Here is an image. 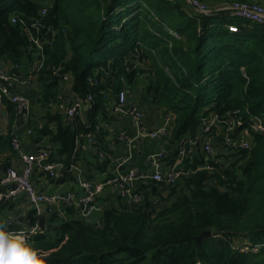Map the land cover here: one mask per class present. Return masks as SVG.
I'll use <instances>...</instances> for the list:
<instances>
[{"label": "trees", "instance_id": "obj_1", "mask_svg": "<svg viewBox=\"0 0 264 264\" xmlns=\"http://www.w3.org/2000/svg\"><path fill=\"white\" fill-rule=\"evenodd\" d=\"M199 1L213 11L201 12L188 0H0V61L19 63L23 71L43 62L35 70L43 107L57 98L63 72L72 73L78 97L93 96L73 119L47 110L37 133L54 144L51 159L69 166L80 139L83 174L92 179L106 170L107 127L83 165L84 135L99 121L111 122L110 98L122 89L140 92L143 102L172 115L168 163L178 158L182 138L206 134L214 115L243 120L235 133L248 126L253 137L251 148L236 149L220 143L223 134L216 136L217 157L236 156L228 164L207 158L200 141L194 156L183 159L188 173L175 183L137 182L141 202L116 194L118 204H105L99 221L80 219L73 207L65 219L52 215L44 231L29 238L48 250L49 264H264V248H233L237 236L264 242V132L251 127L254 116L264 125V24L217 9L226 1L264 0ZM43 7L48 11L40 17ZM33 18H42L43 49L25 29ZM6 102L14 112L15 104ZM12 147L10 137L0 150ZM207 163L214 168L198 169ZM10 207L0 201V211ZM26 218L31 225L38 221L34 209ZM209 229L214 236L196 239Z\"/></svg>", "mask_w": 264, "mask_h": 264}, {"label": "built area", "instance_id": "obj_2", "mask_svg": "<svg viewBox=\"0 0 264 264\" xmlns=\"http://www.w3.org/2000/svg\"><path fill=\"white\" fill-rule=\"evenodd\" d=\"M188 2L197 8V10L209 14L213 11L209 5L200 2L199 0H188ZM224 10L234 17L246 18L258 23L264 24V2H248V1H226L217 8ZM48 8L43 7L41 16L47 14ZM16 21V17H13ZM42 18H33L31 27L26 26V32L30 40L35 43L37 48L43 49L44 41L40 38L42 28ZM36 28L37 35L35 36L31 28ZM234 29H237L234 27ZM51 43V41H50ZM43 60V59H42ZM42 61H35L28 71L21 70L19 63L0 61V101L7 97L15 104V110L18 120H22L29 125L26 130L27 133L32 135L37 133L38 130L46 126V119H35L33 121V101L32 99L21 92L22 88L33 87L38 85L37 75L35 70L42 67ZM62 69L61 66L55 67V73H59ZM73 75L71 72H63L61 74L60 92L56 99L50 100L46 107L51 113H59L68 119H73L84 107H90L93 100L92 94L86 98H80L72 89ZM129 91L122 89L116 95V102L114 105V112L119 115L131 113L134 116L140 134L148 135L152 138H160L168 136L171 129V117L168 116L164 123L155 128L148 129L142 123L146 116L143 108L137 104L128 103ZM76 97V98H75ZM33 121V122H32ZM1 122V116H0ZM106 125V122L99 121L95 124L94 128L86 133V143L92 145L96 142L98 132L101 127ZM237 125H244L243 120L221 119L218 116H212L204 128L205 135L199 134L196 137H184L180 140V149L178 158L173 163H166L164 152L153 154L150 158L153 164L152 171H143L137 166H132L126 171L117 170L110 174L103 181L97 179H89L83 174V170L77 160V153L80 149L81 141L77 140L74 153L72 154L73 161L69 166L64 161L51 159V153L54 148L47 137L37 144L36 149L33 151H25L22 148V142L18 135L14 134L12 138L13 149L17 152L13 156L11 152L0 153V167L5 166V176L1 179V183L10 184L6 190L0 191V201L12 202L16 198L22 196L31 205V209L35 210V215L38 218L36 224H29L25 228H14V224L19 223V217L11 216L7 218V223L10 230L23 233L28 239L35 233L44 231L40 225V218L43 216L46 220V227L48 219L52 215L58 216L60 219L67 218L66 213L69 207L76 210V214L80 219L87 221H99L97 212L102 211L99 206L100 192L105 185H113L119 194L127 198L130 204H138L144 197V193L138 189V183H148L150 180L175 183L182 175L188 173V169L182 166L183 159L186 155L193 157L194 151L200 146L207 154V158L212 156L215 162L224 164V159L217 157L218 146L216 143V136L223 134L221 144L236 149L251 148L253 145V137L251 136L250 128L245 126L241 132L235 133ZM215 127V134L211 132ZM251 127L256 132H264V125L259 117L252 118ZM225 129V131H223ZM3 138L2 125L0 123V143ZM76 159V160H75ZM131 157H124L122 163L129 162ZM212 169L214 166L211 164H203L198 169ZM67 171H73L80 191L76 189H65L63 191H46L40 189L35 181L33 175L36 172H42L53 180H60ZM233 248L243 253H258L264 248V242L252 243L245 237L237 236L233 241Z\"/></svg>", "mask_w": 264, "mask_h": 264}, {"label": "crops", "instance_id": "obj_3", "mask_svg": "<svg viewBox=\"0 0 264 264\" xmlns=\"http://www.w3.org/2000/svg\"><path fill=\"white\" fill-rule=\"evenodd\" d=\"M30 65L31 64H26L24 65V67L27 69L30 67ZM21 92L28 95L33 101V121L38 118L45 119L48 111L46 107H43V105L38 100L40 98L39 88L37 89V86L36 88L25 87L21 89ZM7 99V97H4L3 100L0 101V123L2 125L3 133V138L0 146L10 137L12 139L14 134H16L19 136L22 142V148L25 151L35 150L37 144H39L43 138H40L38 136V133H34L32 135L27 133L26 128L31 124H27L24 121L17 119L16 110H14V112L10 111L9 106L6 102ZM115 102L116 97L115 95H112L109 102L112 120L111 122L106 120L107 122L105 125L108 131L105 135V139L107 148L109 149V164L106 170L96 171L94 179H97L98 181H103L114 171H126L132 166H137L143 171H152L153 164L150 161V157L155 153L164 152L166 158V155L168 156L173 149V144L170 142L169 136L152 138L148 135L140 134L135 123L134 116L131 113L119 115L114 112ZM128 103L137 104L139 107L145 110L146 116L142 120V123L148 129H155L161 126L168 116H170L172 120V115L166 114L163 108L155 105H149L143 102L140 92L137 93L129 91ZM50 126L54 127L55 124L51 123ZM83 142L84 147H87V149L81 152L80 162L84 165L86 159L88 160L92 158L91 155L97 153V149L94 146L88 145L86 141ZM5 151L11 152L12 154H14L13 156L17 155V152L13 149V147L6 148L2 151L0 150V153ZM98 154L100 156H104V153L101 150L100 152H98ZM126 156L131 157L130 161L127 163H122L124 157ZM33 178L37 186L40 189L46 191H63L68 188L80 191V187L74 173L64 181H55L42 172H36L33 175ZM116 194H119V192L113 185H105L100 192V196L98 199L99 206L103 208L104 205L109 202H115L116 204H118ZM30 209L31 205L26 201L24 197L20 196L12 201V207L4 211H0V219L7 220V218L11 216L17 218L19 217L20 222L14 224V228H25L29 225L26 217ZM97 215V218H100L102 215V211H98ZM66 216H69L68 212L66 213Z\"/></svg>", "mask_w": 264, "mask_h": 264}, {"label": "clouds", "instance_id": "obj_4", "mask_svg": "<svg viewBox=\"0 0 264 264\" xmlns=\"http://www.w3.org/2000/svg\"><path fill=\"white\" fill-rule=\"evenodd\" d=\"M48 257L47 249L10 230L7 221L0 219V264H49Z\"/></svg>", "mask_w": 264, "mask_h": 264}, {"label": "water", "instance_id": "obj_5", "mask_svg": "<svg viewBox=\"0 0 264 264\" xmlns=\"http://www.w3.org/2000/svg\"><path fill=\"white\" fill-rule=\"evenodd\" d=\"M4 171H5V166H1L0 167V181L5 176V172ZM10 186H11L10 184H3V183L0 182V191L6 190ZM40 225L42 226L43 229L46 228V220H45V218L43 216L40 218ZM210 236H213V231L209 229V230H206V231L202 232L199 236L196 237V239L198 241H200L202 238L210 237Z\"/></svg>", "mask_w": 264, "mask_h": 264}, {"label": "rangeland", "instance_id": "obj_6", "mask_svg": "<svg viewBox=\"0 0 264 264\" xmlns=\"http://www.w3.org/2000/svg\"><path fill=\"white\" fill-rule=\"evenodd\" d=\"M35 62V61H34ZM143 89V86H142ZM48 105V104H47ZM236 158V156L233 157H229V159L225 162L226 164H228L230 161H234V159Z\"/></svg>", "mask_w": 264, "mask_h": 264}]
</instances>
